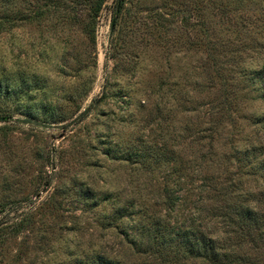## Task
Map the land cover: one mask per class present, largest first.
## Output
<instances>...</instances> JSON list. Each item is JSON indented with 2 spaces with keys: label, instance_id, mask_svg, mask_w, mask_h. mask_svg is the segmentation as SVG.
Here are the masks:
<instances>
[{
  "label": "rangeland",
  "instance_id": "obj_1",
  "mask_svg": "<svg viewBox=\"0 0 264 264\" xmlns=\"http://www.w3.org/2000/svg\"><path fill=\"white\" fill-rule=\"evenodd\" d=\"M118 3L0 28V264H204L213 186L264 211V0Z\"/></svg>",
  "mask_w": 264,
  "mask_h": 264
},
{
  "label": "trees",
  "instance_id": "obj_2",
  "mask_svg": "<svg viewBox=\"0 0 264 264\" xmlns=\"http://www.w3.org/2000/svg\"><path fill=\"white\" fill-rule=\"evenodd\" d=\"M41 3L34 5L35 11L28 6V0H0V28L14 27L17 23L33 22L42 19L47 13L65 11L69 5L85 1L92 8V17L96 19L99 11L106 0H39ZM117 4L115 14H119L122 3ZM226 14L224 10L221 12ZM242 83L251 87L252 91H259L264 97V68L250 72H242ZM257 86H256V85ZM258 87V88H257ZM225 104V103H224ZM222 108V107H221ZM248 150V149H247ZM247 150H244L247 152ZM248 154V153H247ZM264 171V161L259 166ZM230 186H213V200L218 199L225 206L220 208L219 215H216L217 224L220 226V236L211 232H203L199 228L189 230L188 228L175 233L179 236L180 242L175 244V254L180 253L183 257L201 260L204 264H264V211L257 206L259 199L252 203L227 204L229 201ZM206 190V189H205ZM204 190V191H205ZM253 201V200H252ZM173 204V202H171ZM172 206L171 204L169 205ZM25 223V222H22ZM16 223L12 229L14 234L19 233V226ZM163 230L160 246L167 247L169 238Z\"/></svg>",
  "mask_w": 264,
  "mask_h": 264
}]
</instances>
